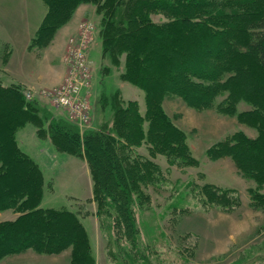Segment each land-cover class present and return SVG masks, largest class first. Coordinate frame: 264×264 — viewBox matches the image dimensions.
<instances>
[{
	"label": "trees",
	"instance_id": "trees-1",
	"mask_svg": "<svg viewBox=\"0 0 264 264\" xmlns=\"http://www.w3.org/2000/svg\"><path fill=\"white\" fill-rule=\"evenodd\" d=\"M43 2L46 12L28 47H46L80 4H95L102 58L117 67L123 63L120 79L143 90L145 112L139 113L134 101L123 104L116 88L96 99L110 111L109 121L81 131L76 122L45 112L36 98L27 99L20 84L0 82V99L10 115L0 116V212L17 213L0 220V260L28 249L41 254L69 250L68 264H97L82 220L89 215L118 241L136 246L134 208L149 204L144 188L158 180L161 171L149 157L163 155L169 165L177 166L199 163L186 133L163 108L168 95L197 110L236 115L256 130L255 136L237 130L208 146L205 153L212 160L229 157L239 173L254 182L248 189L251 206L264 209V0ZM153 14L165 19L154 21ZM240 101L249 109L239 111ZM15 120L38 124L39 136L47 134L56 151L85 157L92 197L75 209L43 206L44 172L17 145ZM143 144L148 145L149 157L137 151ZM11 164L17 167L12 174ZM201 192L226 210L240 204L232 188L204 183Z\"/></svg>",
	"mask_w": 264,
	"mask_h": 264
},
{
	"label": "rangeland",
	"instance_id": "rangeland-1",
	"mask_svg": "<svg viewBox=\"0 0 264 264\" xmlns=\"http://www.w3.org/2000/svg\"><path fill=\"white\" fill-rule=\"evenodd\" d=\"M42 4L46 8L44 2ZM83 4L86 5L85 16L79 21L77 28L84 21H92L95 28L88 44L87 55L91 68V79L87 90L92 119L90 124L76 122L81 131L109 121L110 111L101 106L96 99L108 96L109 92L116 88L120 91L119 100H123V104L124 101H134L138 112L141 114L145 112L143 90L135 84L120 79L119 73L123 69V63L117 67L108 59L103 60L99 34L100 16L95 10V4L87 2L80 5ZM1 5L2 2H0V23L6 15ZM152 19L158 22L165 18L153 14ZM1 28L2 25L0 26V82L5 85L16 84L11 72L14 70V65L12 67L10 63L13 64L22 58L24 70L34 67L37 72L40 71L39 77L43 78L39 79L38 73L32 75L31 81L34 85L22 86V93L34 92V98L45 112L50 111L54 116L65 117L72 122L66 107L55 105L49 94L63 82L64 76L58 83L50 84L49 79L43 83L47 78L44 74L47 64L43 56L46 55L45 51L36 48L34 53L23 56L21 46L16 43L11 45L8 40H3L7 35L1 31ZM53 59L55 67H64L61 51L53 55ZM104 65L111 69L103 70ZM11 67L13 69L10 70ZM102 91L105 94H101ZM106 102L105 100L104 103ZM163 108L174 123L186 133L192 154L199 163L195 166L169 165L163 155L149 157L148 145L137 147L140 154L157 162L161 170L158 173V180L144 188L145 193L150 196L149 204H145L143 208L138 206L134 208L139 229L138 241L136 246L129 244L128 240L118 241L113 237L110 229L99 227L96 216L84 217L83 224L94 247L96 262L98 261L99 264H264V209L251 206L248 192L254 182L243 177L229 157L212 160L205 153L208 146L237 130H243L250 136H255L256 130L240 122L236 115L222 114L215 109L197 110L184 103L180 97L172 95L166 96ZM237 108L239 111L247 110L249 105L240 101ZM8 114L4 101L0 99L1 118L10 116ZM42 115L44 113L38 112L39 117ZM39 117L38 120L41 121ZM2 121L3 119L0 123ZM14 123L17 145L32 156L44 172L47 187L42 205L77 208V203L86 199L92 191V177L86 158L56 151L47 134L44 137L39 136L38 124L27 120H15ZM146 125L147 123L144 122V128ZM101 161L104 165V161ZM16 169L17 167L11 164L10 173L12 174ZM204 183L234 189L240 204L231 210H226L211 203L201 192ZM89 197H92V194ZM94 208L95 204L91 203L90 209L94 210ZM11 212V210L4 211L0 214V219L8 218L12 215ZM117 235L120 237L119 234ZM49 259L47 254L28 249L6 255L0 260V264H49Z\"/></svg>",
	"mask_w": 264,
	"mask_h": 264
},
{
	"label": "crops",
	"instance_id": "crops-1",
	"mask_svg": "<svg viewBox=\"0 0 264 264\" xmlns=\"http://www.w3.org/2000/svg\"><path fill=\"white\" fill-rule=\"evenodd\" d=\"M42 1L43 0H1L0 1L2 2L1 7L5 10V14H6L5 18H3L1 22L2 24L0 23L2 25L1 31L7 35L5 37L6 39L4 38L3 40H8L9 42H11V45L12 44L14 45V43H16L19 46H21L22 47L21 49L23 50V56L26 55L28 56L32 52L34 53V50L37 48V47L29 48L28 44L30 42L31 37L37 30L39 24L41 23L44 14L46 12V8L43 7ZM85 10H86V5L84 4L79 5L76 11L74 12L72 18L65 25H63L56 31L51 42L46 47L39 48V50L43 49L45 51L44 53L46 55L43 56L47 62L44 70V74L47 78L43 83H46L47 79L50 80V81L47 80L50 84L58 83L62 80L65 74L66 67L65 65L63 68L55 67L53 64V60H54L53 55L61 51L62 56L64 57V51L68 43V38L70 35L75 34L77 32L79 21L85 16L84 15ZM10 53L11 55H13L12 52ZM43 56H40V58L41 57L43 58ZM34 61H36V59ZM22 63H24L22 58L18 61H15V63L13 64L10 63L12 67L14 65V70L11 71L13 73L12 78L14 79V82L20 84L23 87L26 85L33 86L34 85L33 81H31L32 75L40 71L37 72V69L34 67H31V69L24 70L25 66L22 65ZM12 67L10 68V70L13 69ZM39 74L40 73H38L37 77L39 79H43L40 78L41 76L39 77ZM85 91L86 90H84V92ZM91 194L92 191L90 195H88V197L86 198H89ZM7 211L10 210H5V212ZM1 213H4V211H1L0 214ZM11 213H12L11 216L4 219H12L17 215V213H14L13 211ZM4 219H0V220H4ZM64 253H66V255ZM69 253H70L69 250H65L57 254H47L50 257V259L48 260L49 264H68ZM97 264H99L98 261Z\"/></svg>",
	"mask_w": 264,
	"mask_h": 264
},
{
	"label": "built area",
	"instance_id": "built-area-1",
	"mask_svg": "<svg viewBox=\"0 0 264 264\" xmlns=\"http://www.w3.org/2000/svg\"><path fill=\"white\" fill-rule=\"evenodd\" d=\"M94 28L92 21H84L77 32L68 38L63 57L66 66L64 80L49 93L55 105L66 107L70 112L69 119L78 124H90L92 119L87 91L91 79V68L87 55ZM24 94L27 99H33L35 96V93L31 91H24Z\"/></svg>",
	"mask_w": 264,
	"mask_h": 264
}]
</instances>
